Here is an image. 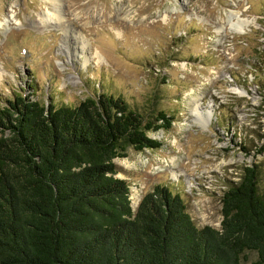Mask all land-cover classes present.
Masks as SVG:
<instances>
[{
	"label": "rangeland",
	"instance_id": "1",
	"mask_svg": "<svg viewBox=\"0 0 264 264\" xmlns=\"http://www.w3.org/2000/svg\"><path fill=\"white\" fill-rule=\"evenodd\" d=\"M98 87L173 115L148 133L160 147L113 160L134 209L164 185L219 228L244 166L264 192V0H0V106L23 93L75 105Z\"/></svg>",
	"mask_w": 264,
	"mask_h": 264
},
{
	"label": "trees",
	"instance_id": "2",
	"mask_svg": "<svg viewBox=\"0 0 264 264\" xmlns=\"http://www.w3.org/2000/svg\"><path fill=\"white\" fill-rule=\"evenodd\" d=\"M173 115L97 88L75 105L15 94L0 106V264H264V192L244 166L221 197L220 227H199L164 185L134 209L116 176L127 149ZM264 152V145L260 149Z\"/></svg>",
	"mask_w": 264,
	"mask_h": 264
},
{
	"label": "bare ground",
	"instance_id": "3",
	"mask_svg": "<svg viewBox=\"0 0 264 264\" xmlns=\"http://www.w3.org/2000/svg\"><path fill=\"white\" fill-rule=\"evenodd\" d=\"M245 23H246V22L238 21V22H236V23H234V24L232 23L231 25H232V27H234L235 30L242 31L244 25H246ZM238 31H237V32H238ZM193 112L197 114L196 109H195ZM197 117H198L197 120H199V121H200V118L203 119V117L201 116V114H197ZM203 120H204V119H203ZM176 175H177V174H176Z\"/></svg>",
	"mask_w": 264,
	"mask_h": 264
}]
</instances>
